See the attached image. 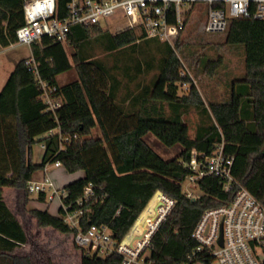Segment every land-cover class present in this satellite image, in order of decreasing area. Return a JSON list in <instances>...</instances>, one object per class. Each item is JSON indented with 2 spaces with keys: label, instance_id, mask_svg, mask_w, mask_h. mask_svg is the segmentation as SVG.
Wrapping results in <instances>:
<instances>
[{
  "label": "trees",
  "instance_id": "1",
  "mask_svg": "<svg viewBox=\"0 0 264 264\" xmlns=\"http://www.w3.org/2000/svg\"><path fill=\"white\" fill-rule=\"evenodd\" d=\"M24 1L0 0V48L16 43ZM66 2L57 0L61 16ZM225 44L242 48L244 73L231 82L227 100L205 105L192 80L181 75L184 68L175 49L156 39H144L134 30L112 34L101 26H75L64 44L47 38L32 43L29 58L37 74L26 66L27 59L19 60L0 91V264H34L28 253H17L28 239L4 202L3 189L22 191L26 203L33 174L56 161L68 174L82 173L62 188V203L68 212H83L81 229L105 226L113 240L120 242L153 195L161 192L175 200V206L151 239L148 262L211 264L209 250L197 251L193 231L203 212L221 205L226 195L210 176L197 183L200 194L196 199L185 196L181 184L188 170L182 162L191 151L210 155L223 143L224 153L234 159L233 178L264 205V19L230 21ZM175 46L180 49L179 41ZM66 47L72 49L70 57ZM96 47L105 52L128 48L143 54L154 49L159 54L156 62L146 59L143 67L142 60L134 63L129 58L126 61L131 64L127 62L124 72L130 83L153 69L158 73L138 93L120 97L121 81L94 58ZM72 68L77 80L59 86L57 76ZM41 84L55 88L52 96L61 98L53 111L41 98ZM183 84L187 90L179 95ZM191 107L201 116L193 138L182 119ZM94 129L98 136H92ZM148 134L166 148L180 146L177 156L163 159L144 141ZM64 138L68 141L62 142ZM36 143L44 146L38 164L31 159ZM87 186L92 194L78 204ZM46 198L40 193L35 200L53 204ZM28 212L41 227L62 234L76 232L64 222L62 208L55 215L48 209ZM80 264H121V257L92 256L81 250Z\"/></svg>",
  "mask_w": 264,
  "mask_h": 264
},
{
  "label": "built area",
  "instance_id": "2",
  "mask_svg": "<svg viewBox=\"0 0 264 264\" xmlns=\"http://www.w3.org/2000/svg\"><path fill=\"white\" fill-rule=\"evenodd\" d=\"M194 18L199 19L204 33L223 34L232 20L264 19V0H67L63 16L57 0H25L23 25L16 30V43L30 47L47 38L64 44L72 27L116 26L117 32L134 30L144 39L172 45ZM25 64L37 74L31 58ZM181 75H185V69ZM41 88V98L48 110L58 108L61 98L52 96L56 89L49 90L44 84ZM223 145L218 144L210 155L192 150L189 159L182 162L188 170L185 180L191 186L196 187L205 177L213 176L226 195L221 205L206 209L198 221L193 231L197 251L209 250L217 264H264V205L233 178L234 159L224 153ZM62 149L61 144L59 151ZM53 166L59 168L60 163L56 161ZM27 189L31 195L45 193L48 204H59L65 212L64 222L76 230L73 243L77 248L92 256L116 254L121 257V264H150L147 258L151 239L175 206V200L156 192L126 236L116 242L105 226L81 229L82 210L68 212L62 203L65 192L50 176L44 175L39 182L30 181ZM91 194V186L84 188L78 204ZM184 194L190 199L197 198L190 191Z\"/></svg>",
  "mask_w": 264,
  "mask_h": 264
},
{
  "label": "rangeland",
  "instance_id": "3",
  "mask_svg": "<svg viewBox=\"0 0 264 264\" xmlns=\"http://www.w3.org/2000/svg\"><path fill=\"white\" fill-rule=\"evenodd\" d=\"M115 27L112 26L110 29L105 30L114 34L117 33ZM177 41L181 45L180 49L175 46V41L170 46L175 49L176 55L179 57L182 67L185 69V74L197 87L205 105H208L209 102L227 100L231 82L240 78L244 73L245 63L242 48L225 44V33H204L198 18H194L191 21L190 25L180 35ZM30 49L31 47L27 45L17 43L7 48H0V83L3 81L6 71H11L19 60L28 59L31 56ZM66 52L70 57L72 49L66 47ZM93 53L94 58L105 65L106 68L112 70L121 81L120 97L124 96L127 92H131L132 94L138 93V88L148 85L158 73L157 69H153L148 73L138 75L137 79L133 83H130L124 72V66L128 62L126 60L129 58H133L134 63L137 60H142L143 67H145L143 62L146 59H152L153 62H156L159 54L154 49L149 54H143L144 52L140 53L138 51L132 53L128 48L115 52H105L96 47ZM128 64H131V62L129 61ZM213 65L214 67L211 68ZM75 80H77V73L72 68L70 71L58 75L57 82L59 86H63ZM181 90L179 89L178 91L179 95L187 90V85L185 87L181 86ZM182 119L187 125L189 136L193 138L196 128L201 121L200 114L191 107L183 113ZM98 135L99 131L94 129L92 136ZM144 141L165 160L177 156L180 150V146L178 145L172 148L164 147L151 134L146 135ZM38 145L36 143L31 148V154L33 156L35 155V161H39ZM47 167L50 172L56 170L53 163L48 164ZM72 177L77 176L70 175L68 179H72ZM181 187L183 192L190 191L196 195L200 194V191L196 187L191 186L187 180L181 184ZM19 192L23 195L22 191ZM35 196V194L30 196L32 206L37 207L39 210L48 209L51 214H56L54 203L46 207L42 203L35 202L36 200L33 201ZM9 201H11V197H9ZM12 208L14 210L16 209L14 204ZM29 210L25 209L22 211V208L19 212L15 210L28 239L27 244L20 247L17 253H28L31 255L34 264H80L81 249L77 248L73 243V235L58 233L52 228L39 226L36 219L29 214ZM192 264L202 263L195 261ZM211 264L217 263L213 261Z\"/></svg>",
  "mask_w": 264,
  "mask_h": 264
},
{
  "label": "crops",
  "instance_id": "4",
  "mask_svg": "<svg viewBox=\"0 0 264 264\" xmlns=\"http://www.w3.org/2000/svg\"><path fill=\"white\" fill-rule=\"evenodd\" d=\"M13 69H14V67H13ZM13 69L11 71H9V70L6 71L3 81L0 83V91H1L2 87L4 86L5 82L7 81L9 75L13 71ZM57 80H58V76H57ZM38 144H39L38 145L39 146V150H38L39 161H35V159H34L35 155L33 156L31 154V159H32L33 163H36V164L41 162L42 156H43V152H44V146L42 144H40V143H38ZM32 156H33V158H32ZM54 168H56V167H54ZM44 175L50 176L54 180V182L56 183V185L58 187L63 188V186H65L67 183L77 179L78 177H81L82 173L78 172V173H75V174H68L66 171H64L63 168H56V170H53L52 172H50L48 170V167L45 166L43 169L38 170V171H36L33 174L31 181L39 182V181H41L43 179ZM70 175L77 176V177H74V178L72 177V179H68L70 177ZM61 179H62V182H61ZM9 197H11V201H9ZM3 198H4V202L6 203V205L13 212V214L16 216V218L18 219L19 222H20V220L18 218V215H17L16 211L17 212L21 211V208H22V211L25 210V209H27V210H29V209H38L37 207L32 206V204H31L32 202H30L31 200H29V201H27L25 203L23 195L20 194L19 190H16V189H13V188H4L3 189ZM35 198H36V196H35ZM33 201H35V199ZM13 204L16 207V209H15L16 211L12 208ZM55 204H54V207H55L54 209H55V212H57V210L59 209V204L57 203L56 206H55ZM49 206L50 205H46V207H49Z\"/></svg>",
  "mask_w": 264,
  "mask_h": 264
},
{
  "label": "water",
  "instance_id": "5",
  "mask_svg": "<svg viewBox=\"0 0 264 264\" xmlns=\"http://www.w3.org/2000/svg\"><path fill=\"white\" fill-rule=\"evenodd\" d=\"M219 243H220V245H222V236H221V238H220V241H219Z\"/></svg>",
  "mask_w": 264,
  "mask_h": 264
}]
</instances>
